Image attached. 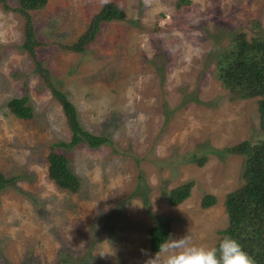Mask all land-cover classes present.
<instances>
[{"label":"rangeland","instance_id":"374dc122","mask_svg":"<svg viewBox=\"0 0 264 264\" xmlns=\"http://www.w3.org/2000/svg\"><path fill=\"white\" fill-rule=\"evenodd\" d=\"M47 0L32 15L36 52L84 130L110 140L65 149L62 107L34 71L23 20L0 7V264H153L147 230L169 221L211 247L228 224L226 194L242 185L241 156L259 138L257 99L233 100L212 75L232 36H264L263 0ZM123 21L100 25L84 54L66 52L104 4ZM27 97L33 118L7 102ZM67 157L80 192L47 176L49 147ZM201 165L198 162H201ZM192 183L179 205L168 192ZM217 203L202 208L205 195Z\"/></svg>","mask_w":264,"mask_h":264},{"label":"trees","instance_id":"16d2710c","mask_svg":"<svg viewBox=\"0 0 264 264\" xmlns=\"http://www.w3.org/2000/svg\"><path fill=\"white\" fill-rule=\"evenodd\" d=\"M47 0H0V7L5 12H12L23 20L24 41L21 50L27 52L34 64V71L39 75L53 98L62 107L66 124L71 132L68 144H61L65 149L86 144L90 149H98L110 144L104 136L92 134L83 129L78 121L76 109L63 91L56 87L48 69L42 66L36 52V41L32 15L42 10ZM191 0H178L177 9L189 6ZM264 4V0H263ZM124 12L114 3L104 4L90 20L88 28L74 43L62 45L66 52L84 54L87 46L94 42L100 25L112 21H123ZM212 75L220 81L227 95L233 100L257 99L259 117V138L245 140L233 147L226 148L227 153L241 156L242 185L226 194L224 206L228 224L219 235L231 236L238 240L243 249L251 256L254 264H264V36L255 35L247 38L244 33L232 36L227 46H221L215 60ZM27 97L14 98L7 102L9 112L21 120L33 118V110ZM54 144L49 147L46 157L47 176L57 189L71 194L80 192L78 178L69 170L67 157L60 153ZM201 162H198L201 165ZM7 181L0 173V191ZM192 183H184L171 189L167 195L169 205L181 204L190 193ZM217 203L213 195H205L201 200L202 208H210ZM170 222L157 223L147 230L149 248L157 252L160 243L167 240L171 233ZM220 238V239H221Z\"/></svg>","mask_w":264,"mask_h":264},{"label":"clouds","instance_id":"9594fccd","mask_svg":"<svg viewBox=\"0 0 264 264\" xmlns=\"http://www.w3.org/2000/svg\"><path fill=\"white\" fill-rule=\"evenodd\" d=\"M152 260L153 264H254L241 243L228 235L211 247L195 244L187 234L168 237L159 244Z\"/></svg>","mask_w":264,"mask_h":264}]
</instances>
